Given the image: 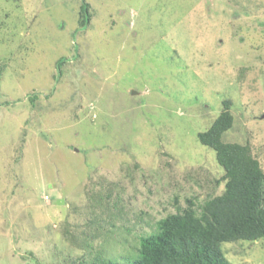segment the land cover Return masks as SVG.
Returning a JSON list of instances; mask_svg holds the SVG:
<instances>
[{
  "label": "rangeland",
  "instance_id": "obj_1",
  "mask_svg": "<svg viewBox=\"0 0 264 264\" xmlns=\"http://www.w3.org/2000/svg\"><path fill=\"white\" fill-rule=\"evenodd\" d=\"M225 98L264 168V0H0V264L131 256L219 194L197 133ZM222 250L264 264V239Z\"/></svg>",
  "mask_w": 264,
  "mask_h": 264
},
{
  "label": "trees",
  "instance_id": "obj_2",
  "mask_svg": "<svg viewBox=\"0 0 264 264\" xmlns=\"http://www.w3.org/2000/svg\"><path fill=\"white\" fill-rule=\"evenodd\" d=\"M88 8L84 2L80 26L90 20ZM63 62L64 58L57 62L59 70ZM231 107L230 99H223L216 118L197 133L198 141L214 151L222 168L215 181L223 183L219 194H207L203 199L186 196L183 206L174 197L176 211L156 220L155 229L140 233L131 256L111 258L99 250L73 264H229L223 243L264 239V168L248 142L222 139L233 126ZM104 196L109 198L110 194Z\"/></svg>",
  "mask_w": 264,
  "mask_h": 264
}]
</instances>
